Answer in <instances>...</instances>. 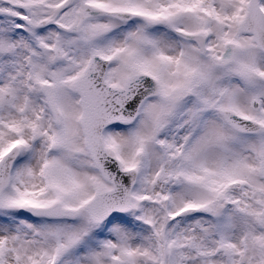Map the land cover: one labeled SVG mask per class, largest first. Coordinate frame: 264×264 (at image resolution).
<instances>
[{
	"label": "snow or ice",
	"instance_id": "1",
	"mask_svg": "<svg viewBox=\"0 0 264 264\" xmlns=\"http://www.w3.org/2000/svg\"><path fill=\"white\" fill-rule=\"evenodd\" d=\"M0 264H264V0H0Z\"/></svg>",
	"mask_w": 264,
	"mask_h": 264
}]
</instances>
